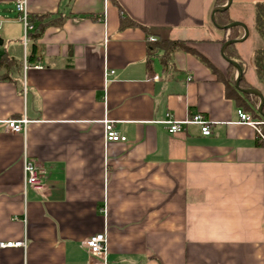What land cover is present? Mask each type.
I'll return each instance as SVG.
<instances>
[{
    "label": "crops",
    "instance_id": "1",
    "mask_svg": "<svg viewBox=\"0 0 264 264\" xmlns=\"http://www.w3.org/2000/svg\"><path fill=\"white\" fill-rule=\"evenodd\" d=\"M115 1L28 0L44 29L25 44L15 0H0V57L22 64L0 78V243L26 244L0 246V264H101L82 244L103 232L109 264H264V143L230 96L258 98L261 112L264 0ZM123 15L147 30L122 27ZM232 31L243 66L225 54ZM150 37L185 41L224 78L233 66L231 86L185 49L165 64ZM169 112L206 115L212 134L195 123L170 133ZM23 117L24 133L7 129ZM106 120L128 140L107 142ZM26 154L42 190L25 189Z\"/></svg>",
    "mask_w": 264,
    "mask_h": 264
},
{
    "label": "built area",
    "instance_id": "2",
    "mask_svg": "<svg viewBox=\"0 0 264 264\" xmlns=\"http://www.w3.org/2000/svg\"><path fill=\"white\" fill-rule=\"evenodd\" d=\"M16 11L19 14L21 21L25 26V44L28 40V33L30 30L34 29V25L30 22V14L28 11V0H15ZM2 29V23L0 22V30ZM157 38L150 37V41L155 42ZM31 66L28 62H25L24 68L27 69ZM39 68L41 66L35 65ZM114 73V71H112ZM239 121L246 123L254 127L258 134V139L264 143V116L253 117L250 113L239 108L237 110ZM165 123L169 125L170 133H177L184 130L186 124L195 123L201 126V132L203 135L209 136L212 134L211 121L206 115L202 113H197L192 115L186 120H177L171 112L167 113V119L164 120ZM28 119L23 117L21 119H10L6 121L7 129L14 133H24L27 129ZM105 139L107 142H126L128 138L125 135L120 134L114 127L112 121L106 120L105 122ZM23 170H24V186L25 189L33 188L36 190L44 189V176L41 167L36 163V161L30 158L27 154L24 156L23 160ZM24 241L18 242H1L0 246L6 247H17L25 246ZM84 248L87 250L88 254L92 258H96L101 264H109L107 255V235L105 232L97 233L86 239L83 244Z\"/></svg>",
    "mask_w": 264,
    "mask_h": 264
},
{
    "label": "trees",
    "instance_id": "3",
    "mask_svg": "<svg viewBox=\"0 0 264 264\" xmlns=\"http://www.w3.org/2000/svg\"><path fill=\"white\" fill-rule=\"evenodd\" d=\"M225 1L226 0H218V3H219L218 5L224 4ZM115 3L117 2L115 1ZM117 5L119 4L117 3ZM37 19L38 18L36 16L30 17V22L34 25V30L33 32H30L29 35L34 40L37 39L41 35L44 29V24L40 23L38 26H35L36 25L35 22L37 21ZM215 22L219 25H224V26L230 25L232 23V19L229 15L228 9L217 11L216 16H215ZM121 24H122V27L139 26V27L146 29L144 25L136 22L135 20L129 18L126 15L122 16ZM256 28L259 34L264 38V2H258L256 4ZM233 39H235V34L232 31L230 34L229 40L233 41ZM232 41L227 44L225 48V54L229 59L235 60L241 66H243L242 61L240 60V54L238 52L236 42H232ZM178 49H185L187 51H190L198 55L199 58L209 67H211V69L218 75V77L226 83V85L231 86V83L233 81V69H234L233 66H230V72H231L229 73L230 79L224 78L221 72L218 69H216L210 63L209 60H207L204 56H202L200 53H198L194 49L188 47L185 41L159 38L155 42L150 43L148 46L149 53L152 55L157 54L159 50L163 51V55L161 56V58L165 64H167L170 61L171 54L175 50H178ZM36 51H37V45L35 44L33 47V52L30 56V61L34 60ZM255 64H256L260 77L263 79L264 78V47L257 49L255 51ZM21 68H22V64L16 61L15 59L9 58L5 55L3 57H0V78L10 79L12 78L13 73L20 71ZM2 71H4L5 73L4 74L1 73ZM243 82H244L243 79H241V83ZM230 96L234 97L237 101H241L242 106H244L246 110L251 111L254 114V116L256 117L264 116V106H263L262 112H259L257 110V106H256L257 102L254 101L256 97L251 96L247 93H232L230 94ZM256 99L258 100V98Z\"/></svg>",
    "mask_w": 264,
    "mask_h": 264
},
{
    "label": "water",
    "instance_id": "4",
    "mask_svg": "<svg viewBox=\"0 0 264 264\" xmlns=\"http://www.w3.org/2000/svg\"><path fill=\"white\" fill-rule=\"evenodd\" d=\"M222 9L224 10V8H221V9H220V8H217L216 11H219V10H222ZM227 27H230V26H227ZM231 41H232V40H231ZM231 41H229V42H231ZM229 42H228V43H229ZM2 44H3V40H2V38L0 37V46H1ZM232 63L235 64V66H237V68H240V66H239V64H238L237 62L232 61ZM240 69H241V68H240ZM239 82H240V81L238 80V81H237V84H238ZM246 91H247V92H250V93H251V92H256L254 89H246ZM256 93H258V92H256ZM263 103H264V99L262 98V104H261V106H260V108H259V110H260L261 112H262V110H263V105H264Z\"/></svg>",
    "mask_w": 264,
    "mask_h": 264
},
{
    "label": "rangeland",
    "instance_id": "5",
    "mask_svg": "<svg viewBox=\"0 0 264 264\" xmlns=\"http://www.w3.org/2000/svg\"><path fill=\"white\" fill-rule=\"evenodd\" d=\"M1 49V48H0Z\"/></svg>",
    "mask_w": 264,
    "mask_h": 264
}]
</instances>
